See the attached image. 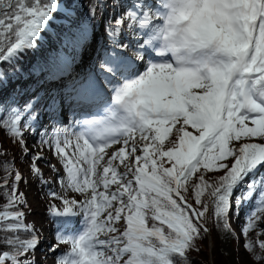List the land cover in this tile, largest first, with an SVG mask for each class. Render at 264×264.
<instances>
[{
	"label": "snow or ice",
	"instance_id": "obj_1",
	"mask_svg": "<svg viewBox=\"0 0 264 264\" xmlns=\"http://www.w3.org/2000/svg\"><path fill=\"white\" fill-rule=\"evenodd\" d=\"M57 13L68 21L64 48L84 47L95 27L94 9L81 19L76 0H0V64L37 49ZM107 37L111 50L99 70L110 103L91 73L72 76L75 56L64 50L34 70L43 75L38 88L65 81L45 90L50 109L69 104L98 110L75 121L74 140L42 141L61 157L62 185L85 197L59 196L62 209L50 206L64 224L82 218L79 231L57 230L58 244L71 246L57 264H190L189 251L198 250L196 241L209 232L205 193L216 226L233 234L230 211L250 205L242 233L246 250L254 251L248 233L264 219V0H129ZM42 98L30 100L23 111ZM3 111L8 116L0 126L21 137V109L0 105ZM114 145L120 147L109 155ZM201 170L224 174L210 182ZM32 171L42 177L35 164ZM198 173L192 191L199 208L185 196ZM21 179L17 171L0 210V244L8 246L0 249V264H34L40 243L34 225L17 209L26 204L15 183ZM0 187L8 188L6 177ZM258 246L264 249V241Z\"/></svg>",
	"mask_w": 264,
	"mask_h": 264
},
{
	"label": "trees",
	"instance_id": "obj_2",
	"mask_svg": "<svg viewBox=\"0 0 264 264\" xmlns=\"http://www.w3.org/2000/svg\"><path fill=\"white\" fill-rule=\"evenodd\" d=\"M129 0H76L77 14L83 19L92 15V10H95V19L93 23L96 28H99L103 31V25L106 26L108 23L113 24L114 19H108L103 17L104 10H111L113 5L120 4L123 2V9L128 7L126 4ZM61 3L64 0H60ZM99 22L102 23V26L99 25ZM51 30H46L42 33V39L39 42L37 49L28 51L23 55L19 60L13 62H4L0 64V68L5 70V80H0V105L11 106L21 109V123L19 125L21 137L13 136L7 128L0 126V183L3 182L6 177L8 180V188L0 187V210H3V205L7 203V198L5 192L11 191V185L15 181V173L19 170L21 165L25 164L27 161L33 159L30 154L29 149L26 147L25 134L24 131L29 129V118L27 113L23 111V107L26 103L33 99V95L36 94L34 89V84L37 81V78L43 79V75L39 74L35 69H38L40 66L46 64L51 58L55 57L57 53L61 50L65 52L68 51V48H64L65 43L67 42V37L69 35L68 31V21L63 17L62 13H57L55 18L50 22L48 28ZM75 30V25H73V31ZM92 32V27L89 29V36ZM103 36L107 37V30L104 29ZM92 45L89 40L87 44L78 49L77 51L85 53L88 57L91 56L92 52L90 48ZM93 50L96 49L93 47ZM6 81V82H5ZM40 89V94L42 95V88ZM36 96V95H35ZM40 103H35L34 107L30 109L33 111L35 108H38ZM8 116L7 111L0 112V118L6 119ZM27 125V126H26ZM23 140V144L21 143ZM25 148L27 151H25ZM7 163L9 166L7 171H5L3 165ZM229 165L231 164V158L228 161ZM203 173V170H201ZM223 171V170H220ZM196 174L192 181L189 183V191L185 194L186 199L189 203H192L194 207L199 208V205L195 204L194 195L192 191V184L197 182L198 175ZM206 180L214 182L218 175L219 171L215 172H206L203 173ZM17 182V181H16ZM15 182V183H16ZM240 192L237 190L236 195H239ZM203 200L209 204L210 212L208 213L207 227L209 232L203 236L202 239L196 241L198 250H191L188 253L190 259V264H238L235 260H230L229 255L222 249L221 242L223 238L226 237L230 242H237L236 238L239 237L240 241L245 245L246 237L242 233V227L245 224L244 210L249 209L250 205L245 204L239 208H242L237 211L236 208H233L228 216V222L231 225V228L234 230L232 232H227L223 230L222 227H217L215 218L211 216V198L208 193H205ZM233 204H235V197H233ZM53 204L50 203V206ZM18 209V207H17ZM12 209V210H17ZM151 223V221H149ZM121 230L125 226L123 221L118 225ZM165 230L166 226H165ZM3 236V233H0V237ZM21 239H27L29 234L20 233ZM209 237L210 253L207 251L206 238ZM103 238V237H102ZM256 245L254 251L246 250L243 245L245 253L249 256L252 261L257 262L255 264H264V259L257 260L256 255L264 257V249L259 248L258 242L264 241V219H261L257 227L251 230L248 233V237ZM7 245L0 244V249H7Z\"/></svg>",
	"mask_w": 264,
	"mask_h": 264
},
{
	"label": "rangeland",
	"instance_id": "obj_3",
	"mask_svg": "<svg viewBox=\"0 0 264 264\" xmlns=\"http://www.w3.org/2000/svg\"><path fill=\"white\" fill-rule=\"evenodd\" d=\"M118 8L116 7V11ZM25 141L26 147L29 149L30 154L34 157L37 154L42 156V159L36 160L35 164L41 170L42 177H37L34 173L29 171V167L32 165L33 160L27 161L25 164L21 165L18 172L21 174L22 179L16 182V187L18 193L24 194V199L26 200V204L18 205L17 207H21L20 211H22L24 216V222L26 224L34 225L37 233L44 234V240L40 241L39 246L40 248L45 247V242L50 235L55 242V245L58 248L63 246V243H59L56 237H53L52 231L50 229L49 221H46V213L48 210V206L50 204V196L47 192H55L57 194L56 197H53V203L57 208H60L62 205L61 199L59 196H63L67 199L75 198L76 200L80 201L81 197H84L83 194L75 193L69 189H66L65 186L61 183V178L63 177V171L59 167L58 162L55 160L57 157L54 155V152L50 151L47 147H44V143L39 142L37 139L34 138L32 133H25ZM167 146V144H166ZM120 145H114L111 149L108 150V154L110 155L112 151H115ZM139 154V150L137 152ZM46 160H45V159ZM107 159V157L105 158ZM104 162H102L103 165ZM114 163L118 164V161ZM119 171H124V167L121 165L118 169ZM221 176L224 174L223 171H219ZM130 178V177H129ZM113 187V186H112ZM103 189H101L102 191ZM237 242L235 243L232 241H228L226 237L223 238L221 242L222 249L229 255L230 260H235L238 264H255L257 262L252 261V259L247 256L245 253L246 251L243 249V242L240 241L239 237L236 238ZM206 246L207 251L210 253V245L209 237L206 238ZM36 247L35 249H38ZM45 253L44 251L35 252L34 251V262H37L36 256ZM33 255V254H32ZM55 259H47L46 261L40 262V264H55ZM260 264V263H258Z\"/></svg>",
	"mask_w": 264,
	"mask_h": 264
},
{
	"label": "bare ground",
	"instance_id": "obj_4",
	"mask_svg": "<svg viewBox=\"0 0 264 264\" xmlns=\"http://www.w3.org/2000/svg\"><path fill=\"white\" fill-rule=\"evenodd\" d=\"M45 159V158H44ZM46 160V159H45Z\"/></svg>",
	"mask_w": 264,
	"mask_h": 264
}]
</instances>
